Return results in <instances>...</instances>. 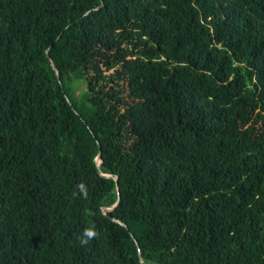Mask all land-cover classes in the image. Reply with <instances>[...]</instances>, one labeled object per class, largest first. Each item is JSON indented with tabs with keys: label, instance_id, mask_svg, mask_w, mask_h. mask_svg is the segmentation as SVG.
Here are the masks:
<instances>
[{
	"label": "trees",
	"instance_id": "trees-1",
	"mask_svg": "<svg viewBox=\"0 0 264 264\" xmlns=\"http://www.w3.org/2000/svg\"><path fill=\"white\" fill-rule=\"evenodd\" d=\"M0 264H264V0H0Z\"/></svg>",
	"mask_w": 264,
	"mask_h": 264
},
{
	"label": "water",
	"instance_id": "water-1",
	"mask_svg": "<svg viewBox=\"0 0 264 264\" xmlns=\"http://www.w3.org/2000/svg\"><path fill=\"white\" fill-rule=\"evenodd\" d=\"M100 154H101V151H100ZM101 164H102V157L99 156V159H98V167H100ZM115 179H116V181H117V178H115ZM118 200H120V197L118 198ZM118 203H119V201H118ZM118 203H117V204H118ZM117 204L115 205V207L117 206ZM139 257H140V259H141V261H142L141 251H140V255H139Z\"/></svg>",
	"mask_w": 264,
	"mask_h": 264
},
{
	"label": "rangeland",
	"instance_id": "rangeland-1",
	"mask_svg": "<svg viewBox=\"0 0 264 264\" xmlns=\"http://www.w3.org/2000/svg\"><path fill=\"white\" fill-rule=\"evenodd\" d=\"M84 85L83 84H78V92L76 93V96H78L83 90H84Z\"/></svg>",
	"mask_w": 264,
	"mask_h": 264
},
{
	"label": "clouds",
	"instance_id": "clouds-1",
	"mask_svg": "<svg viewBox=\"0 0 264 264\" xmlns=\"http://www.w3.org/2000/svg\"><path fill=\"white\" fill-rule=\"evenodd\" d=\"M89 235H90V233H89Z\"/></svg>",
	"mask_w": 264,
	"mask_h": 264
}]
</instances>
